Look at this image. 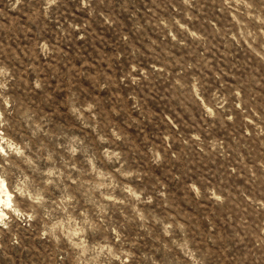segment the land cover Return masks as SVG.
Instances as JSON below:
<instances>
[{
    "label": "rangeland",
    "instance_id": "1",
    "mask_svg": "<svg viewBox=\"0 0 264 264\" xmlns=\"http://www.w3.org/2000/svg\"><path fill=\"white\" fill-rule=\"evenodd\" d=\"M0 264H264V0H0Z\"/></svg>",
    "mask_w": 264,
    "mask_h": 264
},
{
    "label": "bare ground",
    "instance_id": "2",
    "mask_svg": "<svg viewBox=\"0 0 264 264\" xmlns=\"http://www.w3.org/2000/svg\"><path fill=\"white\" fill-rule=\"evenodd\" d=\"M5 183V180L0 177V201L12 204V193L8 188L4 187ZM4 209H7V207H5L4 203H0V219L5 215Z\"/></svg>",
    "mask_w": 264,
    "mask_h": 264
},
{
    "label": "snow or ice",
    "instance_id": "3",
    "mask_svg": "<svg viewBox=\"0 0 264 264\" xmlns=\"http://www.w3.org/2000/svg\"><path fill=\"white\" fill-rule=\"evenodd\" d=\"M0 151H3V149L0 148ZM4 187H6V188H10L11 185L5 183V184H4ZM0 203H4V204H5V207H7L8 209H11V208H12V204H11V203H6V202H4V201H0Z\"/></svg>",
    "mask_w": 264,
    "mask_h": 264
}]
</instances>
